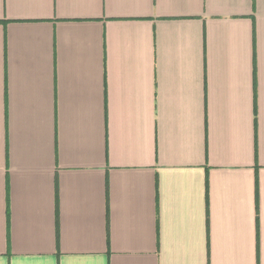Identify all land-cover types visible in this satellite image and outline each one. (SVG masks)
Returning <instances> with one entry per match:
<instances>
[{
    "label": "crops",
    "instance_id": "crops-1",
    "mask_svg": "<svg viewBox=\"0 0 264 264\" xmlns=\"http://www.w3.org/2000/svg\"><path fill=\"white\" fill-rule=\"evenodd\" d=\"M0 264H264V0H0Z\"/></svg>",
    "mask_w": 264,
    "mask_h": 264
}]
</instances>
